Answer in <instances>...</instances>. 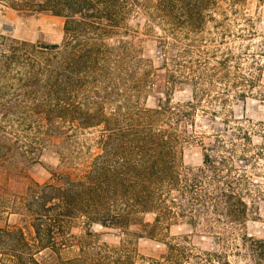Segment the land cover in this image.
<instances>
[{
	"label": "trees",
	"instance_id": "obj_1",
	"mask_svg": "<svg viewBox=\"0 0 264 264\" xmlns=\"http://www.w3.org/2000/svg\"><path fill=\"white\" fill-rule=\"evenodd\" d=\"M0 1L25 17L64 19L60 44L14 42L4 56L6 69L24 71L15 83L22 93L7 96L8 86H0V137L13 140L2 159L10 151L31 157L49 143L61 154V170L32 183L13 207L26 226H0V264H237L232 256L264 264V238L245 231L251 200L264 195L235 164L245 160L237 143L250 133L226 119L229 135L215 134L204 146L196 173L183 161L209 96L204 76L193 72V47L219 0ZM150 36L163 54L165 82L154 107L142 100L156 74L139 47ZM227 62L219 64L226 69ZM181 85L191 86V98L174 103ZM210 114L215 122L218 114ZM14 125L24 143L10 135ZM81 222L85 231L74 234ZM179 223L212 237L219 251L166 235ZM93 225L116 230L119 242L104 241ZM139 239L162 240L165 251L142 255Z\"/></svg>",
	"mask_w": 264,
	"mask_h": 264
},
{
	"label": "rangeland",
	"instance_id": "obj_2",
	"mask_svg": "<svg viewBox=\"0 0 264 264\" xmlns=\"http://www.w3.org/2000/svg\"><path fill=\"white\" fill-rule=\"evenodd\" d=\"M218 5L212 13L213 18L198 37L199 43L193 47V72L195 75L204 76V88L209 96L205 97L203 105L197 111L193 128L196 138L186 145L183 161L186 167L196 173L203 165L204 146L213 142L215 134L229 135L223 125V121L228 119L231 127L239 125L250 133L248 140H239L237 143L238 154L244 155L245 160L237 159L235 164L239 169L248 172L264 195V0H239V3L219 0ZM63 34V18L50 14L25 17L6 8L0 1V86H8L3 93L11 97L22 93L15 88V83L18 72L24 70L21 71L13 64L6 69L7 59L4 57L12 55L13 47L17 46L14 42L60 44ZM155 38L150 36L139 46L144 59L149 65L151 63L156 74L153 77L154 84L142 98L149 107L156 106L158 98L164 96L165 89L160 70L163 54L156 45ZM225 58L228 59L226 69L219 64ZM171 98L174 103L187 102L191 98V86L181 85L172 92ZM210 113L218 114L215 122L212 121L214 116ZM13 127L8 130L14 132L7 133L20 136V141L23 142L24 132L19 126ZM235 132L239 133L236 130ZM0 138V226H26L21 216L15 213L18 212L17 208L14 210L13 207H19L21 197L32 183L43 184L49 179L51 171L61 170V154L48 143L31 157H19L14 151H10L4 160V151L10 146L12 148L13 140ZM153 219L151 214L146 216L148 222ZM91 230L100 234L104 241L112 244L119 242V235L114 229L93 225ZM84 231L82 222L72 230L74 234ZM245 231L253 237L264 238V196L251 200ZM167 234L171 238L189 236L190 244L198 251H219L212 237L192 232V228L184 223L173 225ZM167 238L161 237L163 241L170 240ZM165 248L162 240H137V249L145 256L158 257ZM230 259L234 263L242 264L238 257L232 256ZM186 264L205 263L193 259Z\"/></svg>",
	"mask_w": 264,
	"mask_h": 264
}]
</instances>
